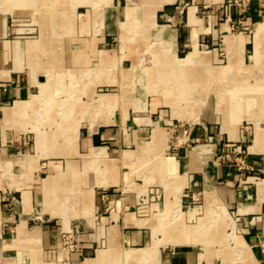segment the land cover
<instances>
[{
    "label": "rangeland",
    "instance_id": "rangeland-1",
    "mask_svg": "<svg viewBox=\"0 0 264 264\" xmlns=\"http://www.w3.org/2000/svg\"><path fill=\"white\" fill-rule=\"evenodd\" d=\"M155 2L0 0V70L3 58L23 69L50 64L54 81L53 91L39 102L43 106L25 108L15 124L0 123V199L14 212L19 192L28 190L29 200L40 201L32 211L52 215L35 216L27 228L54 230L49 237L15 239L7 264H50L56 252L92 257L105 241L90 245L92 230L81 221L89 218L94 225L100 214L85 210L84 192L92 188L94 202L109 190L97 182L111 179L120 194H136V211L144 213L169 193L173 197L180 182L167 162L177 160L180 150L184 160H198L191 162L202 172L211 164L227 167L237 175L235 185L264 176V0H174L156 11L152 23ZM191 4L198 16L215 6L217 37L194 49L173 46L160 25L179 22L185 35L184 10ZM237 34L248 42L243 57L228 46L229 36ZM193 51L197 57L190 68L175 67L177 57ZM249 89L261 91L259 105L240 101ZM71 116L82 119L76 150L86 152L91 120L98 140L92 145L103 148L105 158L84 164L72 150L68 129L75 123L77 132L80 120L66 125ZM226 179H206L195 189L186 185L178 210L165 211L155 222L209 240L207 248H194L204 259L212 251L213 264H264V238L257 237L258 257L252 261L250 243L227 201ZM215 215L218 230H211ZM181 239L171 243H197ZM146 241L140 237L133 247ZM46 244L57 248L47 250Z\"/></svg>",
    "mask_w": 264,
    "mask_h": 264
},
{
    "label": "crops",
    "instance_id": "crops-1",
    "mask_svg": "<svg viewBox=\"0 0 264 264\" xmlns=\"http://www.w3.org/2000/svg\"><path fill=\"white\" fill-rule=\"evenodd\" d=\"M173 1L174 0H171V2L165 3L163 0H157V2L154 3L149 11L152 23H154L153 20L156 11L161 10L164 5H169ZM159 3H161L160 8H155ZM210 8L211 9L208 10L209 14L198 16L196 4L187 6L184 10L185 23L183 25L185 26L186 34L181 35L182 30L179 22L169 21L168 23L160 25V30H163L164 39L168 40L173 46H190L193 49L200 45V42L206 41L213 44L219 28L216 22L215 6L212 5ZM168 14L172 16L170 15L171 12ZM243 37V35L237 34L229 36L228 40L229 48H238L242 57L249 48L248 42L245 41ZM101 39L103 38L99 40L101 41ZM49 66L51 65L30 66V68L25 67L23 69L20 64L14 65L9 60H6V58H3L2 70H0V123L3 124V126L5 124H15L25 108L37 106L39 104L43 106L39 102H42L43 99L47 97L48 93L53 91L52 86L54 81L52 80L53 77ZM34 98L35 100H33ZM142 106H144V104H142ZM146 107L149 108L150 106L146 105ZM76 119L80 120L77 137L75 140H71L70 134L68 137L73 143L72 150L84 158V164L91 162L88 161L89 155L87 154L94 148L100 149V157L96 159L105 158L102 150L103 148L92 145L95 144L94 141L98 140L96 136H92L94 132L91 120L87 123L88 132L85 134L86 140L89 141V143L85 145L86 152L81 153L76 150L82 119L71 116L68 122L71 124ZM89 123H91L92 130H90ZM156 135L159 134H156L154 130V136ZM253 149L256 151V147L251 148V150ZM201 151H203V149ZM203 153L204 152H198L199 157H201ZM184 156V151L180 150L177 160H169L167 162L169 168L172 169L174 173L176 172V177L180 182L175 186L173 197L172 193H169L167 196V198L171 196L169 200L165 197L164 200L150 204L144 213H138V211H136L137 199L135 193L120 194L113 180L101 178L97 182V186L105 187L109 190L103 193L100 198L94 200V202H90L92 188H89L84 192V197L86 199L84 198L85 200H82L83 204L86 206V208L84 207L85 210L90 209L100 214L99 222L91 225L90 223H92V221L88 218L81 221V223L86 229L92 230L90 234V245L95 244L96 240L98 241L101 238H104L105 245L101 248L94 249L92 257H84L82 259H80L77 254H72L68 257L63 252H56V256L49 263L213 264L212 251H210V256L204 259L202 253L196 251L194 248L197 245L207 248V242H209V240L197 237L193 232L191 233L181 227L174 228V226H172L169 230H165L157 225L155 221L163 219L162 215H164L165 211L174 209L176 212L178 210L181 190L186 185H188L190 189H195L198 185L206 181V179L213 181L222 177L231 180L230 184H228L227 181L225 183L227 185V191L225 193L227 201L230 208L234 210L235 216L241 222L240 224L244 237L250 243L249 245L246 244L249 247L252 261L257 259L256 256L258 253L256 254V252H253L258 240L257 237L264 238V176L248 177V179L251 180L244 181L243 184L235 185L237 175L232 174L227 167L211 164L209 170L202 172L201 169L197 170L196 165L191 162L192 160H198L185 159V161L183 159ZM102 181H109L110 184L101 185ZM19 193L20 200L16 204L17 206L14 212H11L10 208L7 207L6 202L8 200H5L4 197L0 199V264H7L10 261V253L14 250L16 251V248L13 247V241H15V239L28 235L35 237L43 235L49 237L54 231L53 227H42V225L38 224L30 229L27 228V222L34 219L35 216L45 218L46 215L49 214L42 210L41 212L32 211V206L37 208L40 201L29 200L28 190H23ZM172 198H174V200H172ZM156 208H161L163 211L157 212ZM50 215L47 217L49 218ZM62 219L63 221H67L70 217H62ZM210 221L212 223L210 225V227L212 226L211 230H213V228L218 230V224H215L217 215L211 216ZM140 237L147 239L146 245L133 247L135 244H138ZM175 238H192L196 239L198 242L196 244L171 243V239ZM123 242L125 244H123ZM155 242L158 243L157 246L153 248V243ZM45 248L47 250H53L57 248V245L46 244ZM123 260L126 262H123Z\"/></svg>",
    "mask_w": 264,
    "mask_h": 264
},
{
    "label": "bare ground",
    "instance_id": "bare-ground-1",
    "mask_svg": "<svg viewBox=\"0 0 264 264\" xmlns=\"http://www.w3.org/2000/svg\"><path fill=\"white\" fill-rule=\"evenodd\" d=\"M171 0H163V2H165V3H168V2H170ZM29 3V2H28ZM42 3V2H41ZM40 3V4H41ZM162 3V2H161ZM161 3H159V4H157L156 5V7L157 6H161ZM164 4V3H163ZM39 7V6H38ZM51 16V15H50ZM15 45V44H14ZM18 46V45H17ZM20 46V45H19ZM14 48H15V46H14ZM26 49V48H25ZM195 53H194V51L193 52H191V53H189V54H187L186 56H184V57H182V58H179V57H177L176 58V61H175V67H177L178 69L180 68V69H183V68H190V66L192 65V63H193V60H195ZM197 57V56H196ZM191 64V65H190ZM35 79V78H34ZM35 81V80H34ZM191 82V81H190ZM254 90H252V89H249L247 92H245L247 95L246 96H244V97H240L241 98V102L242 103H244V102H249L250 103V105L251 106H253V103H257L258 105H259V103H260V100H259V93L261 92V91H254ZM239 92H240V90H239ZM243 93V92H242ZM250 94H252V95H250ZM244 98V99H243ZM242 99L244 100V101H242ZM33 100H35V98L33 99ZM35 102V101H34ZM25 104V103H24ZM27 105V104H26ZM35 105V104H34ZM32 106V105H31ZM3 123V122H2ZM69 124V123H68ZM68 124H66V125H68ZM7 125V124H6ZM70 125V124H69ZM69 127H71V128H69L68 130H69V134H70V138H71V140H75L76 139V137H77V132H76V129H75V127H76V124L75 123H72L71 124V126H69ZM225 129V128H224ZM31 130V129H30ZM39 131V130H38ZM71 132V133H70ZM262 135V134H261ZM257 137H258V132H257V130L255 131V133H254V140H256L257 139ZM260 138V137H259ZM39 141V140H38ZM37 142V141H36ZM39 143V142H38ZM42 143V142H41ZM73 144V143H72ZM35 145V144H34ZM45 145V144H44ZM68 146V145H67ZM45 147V146H44ZM71 147V146H70ZM197 148V147H196ZM90 150H92V149H90ZM48 152H49V150H48ZM74 153V152H73ZM47 154V153H46ZM36 155V154H35ZM89 158H88V161H90L91 159V161H94L97 157H100V153L96 150V148H94L89 154ZM85 156V155H84ZM31 165V164H30ZM31 167V166H30ZM58 176V175H57ZM60 178V177H59ZM28 196V195H27ZM28 198V197H27ZM28 200V199H27ZM21 201H22V199H21ZM27 203H28V201H27ZM23 227V226H22ZM22 231V230H21ZM35 231V230H34ZM36 235V234H35ZM19 236V235H18ZM18 239V238H17ZM21 240V239H20ZM182 241H184V242H190V243H195V242H198L196 239H192V238H182L181 239ZM18 241V240H17ZM22 241V240H21ZM4 242V241H3ZM171 242H176V241H171ZM183 243V242H182ZM17 244V243H16ZM4 245V244H3ZM14 246H15V244H14ZM13 246V247H14ZM9 247V246H8ZM12 247V248H13ZM7 248V247H6ZM9 249V248H8Z\"/></svg>",
    "mask_w": 264,
    "mask_h": 264
}]
</instances>
